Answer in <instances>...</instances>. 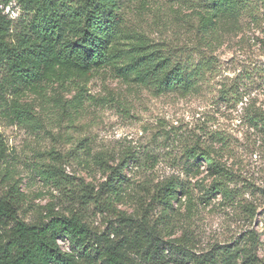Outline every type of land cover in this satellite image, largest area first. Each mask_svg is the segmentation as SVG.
Here are the masks:
<instances>
[{"label": "rangeland", "instance_id": "374dc122", "mask_svg": "<svg viewBox=\"0 0 264 264\" xmlns=\"http://www.w3.org/2000/svg\"><path fill=\"white\" fill-rule=\"evenodd\" d=\"M254 1L255 20L243 14L231 29L228 12L217 18L223 38L212 50L198 42V14L210 16L189 7L196 0L124 1L128 28L154 49L197 58L201 48L214 56L215 72L196 92L155 95L133 77H115V66H105L65 88L53 81L43 93L20 96L19 104L29 111L25 119L0 118V177L23 193L20 217L32 221L62 206L44 164L57 162L76 181L97 188L107 176L100 160L114 165L125 156L123 199L112 201L108 210L91 204L81 211L92 228L104 231L119 213L132 214L170 178L181 186L165 238H183L198 253L228 245L240 255L234 264H244L243 251L255 240L251 251L264 261V130L248 120L254 110L264 112V0ZM8 9L14 21L24 16L14 2L4 13ZM131 45L128 41L124 48ZM129 59L125 55L118 66ZM224 88L227 99L219 93ZM234 90L237 94L230 95ZM215 161L225 172L226 196L210 190L218 177ZM59 244L79 253L67 240Z\"/></svg>", "mask_w": 264, "mask_h": 264}, {"label": "trees", "instance_id": "16d2710c", "mask_svg": "<svg viewBox=\"0 0 264 264\" xmlns=\"http://www.w3.org/2000/svg\"><path fill=\"white\" fill-rule=\"evenodd\" d=\"M125 0H0V118L21 123L29 114L18 98L26 92L43 93L45 84L58 81L62 87L74 78L89 79L101 67L115 66V77H133L153 94L196 92L215 72L214 56L199 48L193 54L154 49L142 35L128 28L123 11ZM14 2L24 16L14 18L4 8ZM191 8L210 16L201 19L198 42L212 50L221 43L219 20L226 12L237 27L243 14L256 19L259 9L254 0H196ZM215 18V19H213ZM132 43L129 50L124 44ZM130 59L118 66L125 55ZM184 59H182V58ZM230 92L235 96L237 93ZM219 93L224 99L227 90ZM228 95V96H227ZM230 96V97H232ZM248 120L264 130V112L254 110ZM0 143V155H3ZM192 152L190 157H195ZM57 158L59 156H56ZM129 157L133 158V155ZM55 158V159H57ZM131 159V158H130ZM57 161V160H55ZM106 179L95 188L84 180L76 181L57 162L44 164V172L59 190L61 208L43 218L26 221L20 217L23 193L0 177V264H234L240 256L230 246L210 251H193L183 238H165L172 228L168 219L180 182L167 179L156 185L147 203L142 202L132 214H118L114 224L104 231L92 228L81 211L93 204L100 211L111 202L123 199L122 171L124 156L116 164L100 160ZM218 174L210 190L228 194L221 180L224 170L213 162ZM161 208V209H160ZM160 209V211H159ZM60 240H67L76 255L64 250ZM251 242L243 251L244 264H264L252 253Z\"/></svg>", "mask_w": 264, "mask_h": 264}, {"label": "built area", "instance_id": "2783aa9c", "mask_svg": "<svg viewBox=\"0 0 264 264\" xmlns=\"http://www.w3.org/2000/svg\"><path fill=\"white\" fill-rule=\"evenodd\" d=\"M6 13H8L9 14V9L6 11ZM11 17V16H10Z\"/></svg>", "mask_w": 264, "mask_h": 264}]
</instances>
